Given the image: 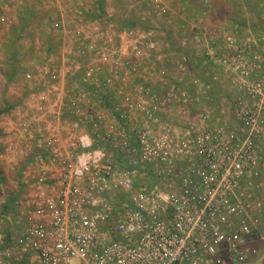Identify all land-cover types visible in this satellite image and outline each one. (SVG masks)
Returning a JSON list of instances; mask_svg holds the SVG:
<instances>
[{
  "label": "built area",
  "instance_id": "1",
  "mask_svg": "<svg viewBox=\"0 0 264 264\" xmlns=\"http://www.w3.org/2000/svg\"><path fill=\"white\" fill-rule=\"evenodd\" d=\"M56 1L62 61L44 58L51 97L21 121L26 154L6 150L26 164L0 264H248L264 251V32L192 20L172 83L155 69V29L99 24L91 37ZM220 84L224 120L210 108Z\"/></svg>",
  "mask_w": 264,
  "mask_h": 264
},
{
  "label": "rangeland",
  "instance_id": "2",
  "mask_svg": "<svg viewBox=\"0 0 264 264\" xmlns=\"http://www.w3.org/2000/svg\"><path fill=\"white\" fill-rule=\"evenodd\" d=\"M2 1L3 0H0V19H4L3 22L0 20L1 241L2 237L6 234V231H4L3 228L7 222L5 215H8L9 210H13L12 203L15 201L14 197L17 198L19 191H21L20 176L24 163L26 162V155H12L11 153H6L7 147L9 146L12 150L15 149V151L18 150V152L25 153L23 138L18 134L22 123L21 121L25 119V116L30 115V118L31 112H36L35 109L37 102L40 101L41 98L51 97V90L45 86L48 74H44L47 71H44V69H50V65H53V63H48L41 59L40 62L42 61V63L39 65L38 61V57L41 58V51L47 50V43L49 40L41 41V39L37 37L36 39H38V41H36V39L33 40L31 37L32 35L33 37L35 36L37 30L43 32L48 38L52 37L53 39H56L59 35V30L53 28L52 25L53 21L59 18L57 9L51 11L53 15L50 13L48 20L49 24H45L44 28L40 26L37 19H34L33 23L23 26L22 28L24 30L17 33L16 29L19 28H15V26L20 19L19 15H21L22 11L16 8H11V4L3 6L1 3ZM31 1L32 3L35 1L38 2V0ZM65 1L68 3L70 0ZM74 1L76 2L77 0ZM89 1L92 2L89 3ZM97 1L99 0H81L83 3L82 5L89 3L93 8L92 14L95 15L94 18L92 16L93 19L91 18L92 20H90L89 25L91 33L88 35L91 37V34H94L93 29L96 30L97 26L99 24L102 25L101 22L104 20L102 15L99 16L100 12H96L95 14ZM141 1H143L144 4H141ZM25 2L28 4V0ZM51 3L53 2L51 1ZM78 3L77 7H69V10L65 9V11H63L66 20H73L72 22H69L71 23L68 26L70 29H74L78 24L79 26L80 24L82 26L84 21V9L78 8ZM109 3L113 6L111 11L112 23L123 21L125 29H131V27L138 30L155 29L158 32L159 40L162 41V58L159 62L155 63V69L158 71H167V79H165V81L172 83L178 81L177 78H174V80L170 75L171 73H176L175 67L178 65L181 55H183V50L187 51L188 55H192L193 53L192 47L194 42L192 35L196 33V29L192 28V20L199 19L200 22L210 26L223 19L228 21L235 19V21L244 22L245 25L253 24L261 26L264 23V0H208L207 2L204 0H165V3H167L170 8V12L166 16L159 18L153 13L154 11L151 0H109ZM141 5H143V7H141ZM47 6H49V4ZM50 6L42 8L43 10H50ZM39 11L40 10H38V12ZM75 18L77 19L75 20ZM107 20H110V18L108 17ZM186 22L189 23L187 24ZM226 22L227 21H225V23ZM21 24H25V22L22 21ZM67 25L68 22L65 27H67ZM84 30L88 31L86 26L84 27ZM29 33H32V35ZM66 34L68 35V33ZM69 35L71 34L69 33ZM25 36H28V38H25ZM49 47L50 49L48 50L51 51L53 46L49 45ZM31 55L34 57L29 59ZM61 61L62 58L53 61L56 64L55 67L60 66ZM64 63L67 67L70 66L67 58H64ZM190 67L192 72L200 74L205 80H209V70H203L193 64ZM26 75H30L31 79H27ZM67 76L68 74L64 76V81L62 82L63 93L67 92L69 89L70 80ZM172 77L174 76L172 75ZM179 87L183 89V81L179 84ZM158 89L159 87H155V90ZM54 93H57V91H53V94ZM212 93L216 97V102L210 108L214 109L215 113L221 120H224L226 118L225 112L227 105L224 100L223 85L220 84L215 86ZM13 133L17 135H13ZM262 189L263 193L261 194V198L264 202V185ZM263 253L264 251L261 249L260 254L249 261L248 264H258L261 258L260 255Z\"/></svg>",
  "mask_w": 264,
  "mask_h": 264
},
{
  "label": "crops",
  "instance_id": "3",
  "mask_svg": "<svg viewBox=\"0 0 264 264\" xmlns=\"http://www.w3.org/2000/svg\"><path fill=\"white\" fill-rule=\"evenodd\" d=\"M25 1L26 0H3L1 2L3 4V6H6V5L8 6V4H11L10 5L11 8H13V9L16 8V9L22 11L21 15H19L20 16V19H19L17 25L15 26V28H19V29H16V32L17 33H20L22 30H24L22 28L23 26H26V25H29V24L33 23V20L34 19H37L39 21L40 26L42 28H44V25L45 24H49V22H48L49 15H50V13H51V15H53L51 11H54V9H57V4H56L57 1L56 0H49V1L48 0H40V2L38 0V2L35 1L34 3H32L31 0H28V4H26ZM51 1L53 3H51ZM76 2L77 3L79 2L78 3V8L84 9V18H85V20L87 19L86 20L87 22H89L90 20H92L94 18V16H95L94 14H92L93 13V11H92L93 8L89 5V3L92 2V1H89V3H85L84 5H82L83 3L81 2V0H77ZM76 2L74 0L73 1L70 0L68 3L66 1H61L60 3L63 4L65 7H74L75 8V7H77V3ZM50 3H51V6H50ZM48 4H49V6H50L51 9L50 10H47V9L46 10L45 9L43 10V8L49 7V6H47ZM95 9H96L95 14H96V12H100L99 13V16L102 15V18L104 19L101 22V24L103 25V27H105L107 29L109 28V29H112V30L123 29L125 27L123 21H120L118 23H112L111 22V20H112L111 11L113 9V6H112L111 3H109V0H103V1L99 0V1H97V6L95 7ZM38 10H40V11L38 12ZM92 16H93V18H92ZM108 17L110 18V20H107ZM22 21H24L25 24H21ZM226 23L227 24H232L231 21H227ZM256 27H258V26H256ZM20 28H22V29H20ZM131 29H133V28L131 27ZM29 34L32 35V33H29ZM37 37L40 38L41 41L42 40L44 41V40H47V39L50 41V42L48 41V43H47V50L46 51H43L42 50L41 53H40L41 58L38 57L39 65L42 63L43 60L45 61L44 58L45 57H48V56H51V58L53 59V61H57L58 58H59V56L56 55V53H55V51L57 49V47H56L57 43H56L55 39H53L52 37L51 38H48L47 36L44 35L43 32H41L39 30H37L36 33H35V36L33 37V35H32L31 38H33V40H35ZM25 38H28V36H25ZM36 41H38V39H36ZM30 42H31V39H30ZM49 45H52L53 46L52 47L53 49H51L52 52L48 50V49H50ZM49 53H51V54H49ZM33 57L34 56L31 55L29 57V59L30 58H33ZM36 59H37V57H36ZM36 59H33V60H36ZM41 59H42V61L40 62ZM34 62H36V61H34ZM35 64H37V63H35ZM25 164H26V162L24 163V165ZM20 188H21V185H20ZM20 192L21 191H19V194L18 195H20ZM14 199H16V198L14 197Z\"/></svg>",
  "mask_w": 264,
  "mask_h": 264
},
{
  "label": "trees",
  "instance_id": "4",
  "mask_svg": "<svg viewBox=\"0 0 264 264\" xmlns=\"http://www.w3.org/2000/svg\"><path fill=\"white\" fill-rule=\"evenodd\" d=\"M225 21H228V20L223 19L222 21H220V23H225ZM229 21H231L232 25H236V26H239V27H244L245 26V23L244 22L235 21V19H231ZM253 30L256 31V32H258V33L264 32V23H263V25L258 26V27L254 26L253 27Z\"/></svg>",
  "mask_w": 264,
  "mask_h": 264
}]
</instances>
